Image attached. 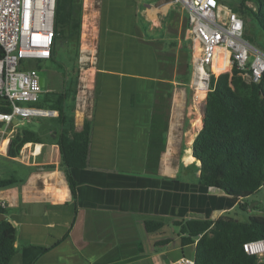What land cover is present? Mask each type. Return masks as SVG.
Here are the masks:
<instances>
[{
    "label": "crops",
    "instance_id": "crops-1",
    "mask_svg": "<svg viewBox=\"0 0 264 264\" xmlns=\"http://www.w3.org/2000/svg\"><path fill=\"white\" fill-rule=\"evenodd\" d=\"M175 9L172 0H82L76 65L83 71L77 83L83 90L75 95L73 117L77 132L86 121L90 124L87 166L72 172L74 198L60 165L56 111L52 117H41L47 127L40 131H45L47 140L26 129L39 142L25 144L18 157L7 158L9 138L3 139L7 143L0 149V158L13 163L12 176L18 181L0 190L6 219L15 228L16 253L9 264H169L180 258L194 260L195 245H181L175 222L238 215L239 200L198 184L199 164L191 155V145L202 128L203 116L188 127L179 121L198 109L196 96L187 104L189 97L178 92L180 86L174 80L166 147L158 161L151 158L147 168L160 81L156 51L150 42L160 41L163 50L177 40L171 53L174 58L179 55L182 46L175 29L185 15ZM60 64L47 71L44 91L68 88L71 77L63 78L60 73L63 67L67 70L71 66ZM17 124L14 121L11 126L15 133L21 131ZM184 146L187 149L182 154ZM190 166L195 174L181 177V171ZM0 180H10V176L0 173ZM146 221L162 223L163 227L147 232ZM171 225L178 229L179 243L173 247L171 239L165 237V229Z\"/></svg>",
    "mask_w": 264,
    "mask_h": 264
},
{
    "label": "trees",
    "instance_id": "trees-1",
    "mask_svg": "<svg viewBox=\"0 0 264 264\" xmlns=\"http://www.w3.org/2000/svg\"><path fill=\"white\" fill-rule=\"evenodd\" d=\"M231 10L240 17L249 13L264 33V0H239ZM81 19L82 0H56L55 39L51 57L46 62L56 63L58 48L69 46L72 65L67 70L63 67L60 74L63 78L68 75L71 79L67 89L44 91L40 101L35 103L38 109L56 111L58 114L60 165L74 198L76 183L72 172L87 166L90 141L89 122L86 121L77 132L73 117ZM183 32L181 40L184 39ZM150 45L156 51L160 81L157 83L151 120L148 170L151 158L158 161L166 147L170 99L174 89L172 81L186 87L191 75L185 48L179 47V55L175 58L171 53L178 45L177 40L164 46L163 50L168 49L169 52H163L160 41L150 42ZM2 53L0 49V57ZM56 65L61 67L60 63ZM35 67L40 68L38 64ZM9 112V102L0 98V113ZM202 114L203 126L191 145V155L199 164L198 184L223 191L239 200V210L248 212V199L264 190V73L256 83L242 79L234 67L229 81H217L214 75H210ZM38 142L33 132L26 129L18 131L9 138L6 156L16 158L25 144ZM17 183L11 175L10 180H0V190ZM257 210L261 214H251L246 221L224 215L216 220L175 222L179 227L181 245H195V264H257V257L243 250L244 243L264 240V211L257 205L250 212ZM6 213V209L0 207V214ZM162 227V223L145 222L147 232H155ZM14 244L15 228L12 223L8 219L0 221V264H9L12 260L16 253Z\"/></svg>",
    "mask_w": 264,
    "mask_h": 264
},
{
    "label": "built area",
    "instance_id": "built-area-1",
    "mask_svg": "<svg viewBox=\"0 0 264 264\" xmlns=\"http://www.w3.org/2000/svg\"><path fill=\"white\" fill-rule=\"evenodd\" d=\"M185 14L188 30L199 44L194 71L208 79L213 62L230 72L234 67L248 82H258L264 73V51L251 44L244 33V21L218 0H172ZM223 7V10H221ZM56 0H0V98L9 102V113H0V141L16 119L52 117L54 111L34 108L44 89L38 63L50 59L55 39ZM208 65L210 74L205 72ZM264 189V185L262 186ZM0 207L4 203L0 202ZM187 237V235H185ZM246 254L264 264V240L244 243ZM169 264H195L180 258Z\"/></svg>",
    "mask_w": 264,
    "mask_h": 264
},
{
    "label": "rangeland",
    "instance_id": "rangeland-1",
    "mask_svg": "<svg viewBox=\"0 0 264 264\" xmlns=\"http://www.w3.org/2000/svg\"><path fill=\"white\" fill-rule=\"evenodd\" d=\"M222 1L219 3H222L223 6H226L227 8H232L234 5H236L239 2V0H222ZM175 8H176L175 11H178V12L180 11L179 6L175 5ZM221 10H223V7H221ZM182 31H184L183 32V37H184L183 40H181V38H180ZM177 32H178L177 34H178V36L180 38V42H181L180 45L183 46L186 50L187 62H188V65H189V68L191 71V75H190L188 85L186 87L180 86L178 89V92L183 93V95L187 94V97H189V98L191 97V101L189 100V98L186 101L187 104H189V102H192L193 96H196V98L194 100H195V103L197 104V109H198L197 112H195V113L192 112V114H188L189 116H186L184 120H182V119L179 120L185 127H188V126H192V123L195 119H198L202 116V110H203V105H204V101H205V96L208 92L209 78L204 80L207 88L204 89L203 86L197 87V88H192V75L194 72V63L192 62V57L190 54L191 53L190 44H191V48L198 50L197 56L199 54V44L193 40L191 33L188 30L187 22L184 18H181L180 26H179ZM244 33H245V38L251 44H253L258 49L264 51V33L256 26V24L254 23V19L252 18V16L249 13L244 14ZM197 56H196V58H197ZM70 57H71V52H70V49L68 47H66V46L65 47H62V46L59 47L57 50L56 63H51V62L38 63V65L40 67L38 69L39 75L41 77H47V71L48 70H56L57 69V65H56L57 63L63 62L70 67L71 66ZM222 73H226V74L224 76H220L219 74H222ZM218 75L214 74L217 81H224V80L229 81V80H231V71L229 72L227 70V68H224L221 71V73H218ZM77 76H78V81L80 80V77L83 76V71H82L80 65L78 67ZM82 90H83L82 85L78 84L76 95L78 96ZM203 95H204V98H203V100H201V96H203ZM27 106H31V107L36 108L35 104H31V105H27ZM200 119H202V118H200ZM17 122H18L17 127H16L17 129H19V130H22V129L33 130L34 132H36V134L38 136H40L42 138V140H47V136L44 134L45 131H43V132L40 131V130H42V128L46 129V127H47L46 126L47 123H46L45 118L32 117L28 120L18 119ZM181 128H182V126H181ZM181 128H180V130H181ZM199 128H200V126H199ZM12 129H13V127L6 129L5 135L3 138L4 140H6L7 138H10L15 133V131H12ZM196 129H198V126H196L194 130H196ZM4 140L1 141V143H3ZM186 143H188V142H186ZM186 149H187L186 146L182 147L181 153L184 154L186 152L185 151ZM176 152H177V149H176ZM9 160H11V159H9ZM9 160L3 161L0 158V173L2 174V177H7V176L12 175L13 163ZM184 173L188 177H192L195 174V169L192 166H190L189 169L182 170L181 171V177L184 175ZM248 201L250 202V205H252V208L249 207L248 211L253 210V208L257 205H259L260 209L264 211V190H261L257 194L250 197L248 199ZM237 214H238L237 216H235V215H233V216L236 217V219H238L240 221H246L248 218L247 213L242 212L241 210H238ZM253 214H255V215L261 214V212L259 210L253 211ZM165 230H166L165 237L170 238L172 241L171 247H173L174 244L175 245L178 244L179 240L177 237V233H178L177 227H174L173 225H171V226L167 227ZM176 242H178V243H176Z\"/></svg>",
    "mask_w": 264,
    "mask_h": 264
},
{
    "label": "bare ground",
    "instance_id": "bare-ground-1",
    "mask_svg": "<svg viewBox=\"0 0 264 264\" xmlns=\"http://www.w3.org/2000/svg\"><path fill=\"white\" fill-rule=\"evenodd\" d=\"M190 49H191V53L190 54H191V57H192V62L194 63V61L196 60V56H197L198 50L191 48V44H190ZM224 68H227V67H224L223 65H221V61H220L219 58L214 60L213 69H212L213 73L218 75V73H221V71ZM203 76L204 75H201L200 72H195V71L193 72V75H192V88H197V87H201V86H203L204 89L207 88V86H206V84L204 82V79H203L204 77ZM203 98H204V95L201 96V100H203ZM5 143H7V142L1 143L0 149L4 147Z\"/></svg>",
    "mask_w": 264,
    "mask_h": 264
},
{
    "label": "water",
    "instance_id": "water-1",
    "mask_svg": "<svg viewBox=\"0 0 264 264\" xmlns=\"http://www.w3.org/2000/svg\"><path fill=\"white\" fill-rule=\"evenodd\" d=\"M204 69H205L206 73L209 75L210 74L209 66L208 65L204 66ZM40 85L44 89V87H45V78L44 77L40 78ZM202 116H203V114H202ZM14 121L16 122L17 120L15 119ZM202 126H203V123H202ZM249 207L252 208V205H249ZM5 219H6V215L0 214V221L5 220Z\"/></svg>",
    "mask_w": 264,
    "mask_h": 264
}]
</instances>
